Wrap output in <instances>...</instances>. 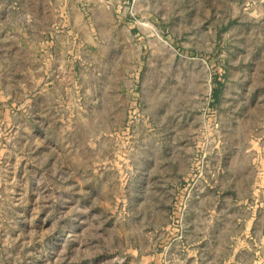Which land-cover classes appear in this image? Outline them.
<instances>
[{
    "label": "rangeland",
    "instance_id": "obj_1",
    "mask_svg": "<svg viewBox=\"0 0 264 264\" xmlns=\"http://www.w3.org/2000/svg\"><path fill=\"white\" fill-rule=\"evenodd\" d=\"M256 235L264 0H0V264H214Z\"/></svg>",
    "mask_w": 264,
    "mask_h": 264
},
{
    "label": "crops",
    "instance_id": "obj_2",
    "mask_svg": "<svg viewBox=\"0 0 264 264\" xmlns=\"http://www.w3.org/2000/svg\"><path fill=\"white\" fill-rule=\"evenodd\" d=\"M199 239L201 238L199 237ZM210 242L216 244L217 240L211 239ZM263 244V237L257 235L242 236L238 238V241L236 242V245H240V249H235V251L232 252L230 256H226L224 258L216 255V258L213 259V262L214 264H262L264 257V249L262 247ZM246 255L249 257L245 258Z\"/></svg>",
    "mask_w": 264,
    "mask_h": 264
}]
</instances>
